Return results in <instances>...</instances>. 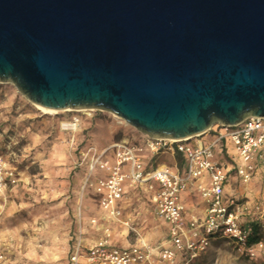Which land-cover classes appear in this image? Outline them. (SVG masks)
I'll list each match as a JSON object with an SVG mask.
<instances>
[{
    "label": "water",
    "instance_id": "1",
    "mask_svg": "<svg viewBox=\"0 0 264 264\" xmlns=\"http://www.w3.org/2000/svg\"><path fill=\"white\" fill-rule=\"evenodd\" d=\"M0 83L150 137L264 116V0H0Z\"/></svg>",
    "mask_w": 264,
    "mask_h": 264
},
{
    "label": "built area",
    "instance_id": "2",
    "mask_svg": "<svg viewBox=\"0 0 264 264\" xmlns=\"http://www.w3.org/2000/svg\"><path fill=\"white\" fill-rule=\"evenodd\" d=\"M78 124L79 119L74 118L64 123L63 129L72 131ZM134 130V135H124L110 145H87L78 151L75 166L85 171L84 189L93 191L103 218L92 219L98 234L89 247H84L81 237L75 240L71 264H80L81 259L86 264H193L219 239H228L240 254L250 258L264 253V213L258 220L262 235L250 243V229L241 220L242 205L224 196L232 174L249 183L257 167H264V116L233 126L216 124L185 138L150 137ZM160 154L169 156L170 163H154L153 157ZM17 177L18 173L7 170L0 155V190ZM184 192L203 202V215L185 205ZM130 197L148 200L167 223V236L158 244L146 241L131 216L125 215ZM115 224L126 227L136 242L115 243ZM179 253H183L180 263Z\"/></svg>",
    "mask_w": 264,
    "mask_h": 264
},
{
    "label": "rangeland",
    "instance_id": "3",
    "mask_svg": "<svg viewBox=\"0 0 264 264\" xmlns=\"http://www.w3.org/2000/svg\"><path fill=\"white\" fill-rule=\"evenodd\" d=\"M74 118L79 119L77 128L64 130L63 124ZM134 134L131 125L107 111L45 114L13 84L0 83V155L7 170L18 173L15 182L0 190V264H69L73 241L91 236L97 212L91 189H84L86 173L75 166L78 149L107 146ZM216 157L223 163L221 153ZM161 161L169 164V156L153 157L154 163ZM247 184L232 175L224 196L239 201ZM149 225L140 220L142 235L149 232ZM182 260L179 253L177 262ZM193 264H264V253L250 258L228 239H219Z\"/></svg>",
    "mask_w": 264,
    "mask_h": 264
},
{
    "label": "crops",
    "instance_id": "4",
    "mask_svg": "<svg viewBox=\"0 0 264 264\" xmlns=\"http://www.w3.org/2000/svg\"><path fill=\"white\" fill-rule=\"evenodd\" d=\"M230 150L231 152H234L232 148H230ZM90 192H92V202L95 205V196L92 190ZM241 196L242 198L238 202H240V204L242 205V222L247 223L250 221L259 220L264 213V167H257L252 180L245 187H243ZM182 200L190 209V211H193L198 215L204 214L205 207L203 205V202L198 197L189 195L188 193L184 192L182 194ZM129 201L130 200L128 199V204ZM131 204L132 206L128 205L125 207V215L131 216L132 220L135 221L139 231H144V229L139 228L140 220L145 219V222H151V225H149L148 228L149 232L146 235H142L146 241L151 244H158L160 241L166 238L168 229L167 223L158 217L152 203H150L148 200H146L145 202H139L135 198H132ZM134 205L137 206L136 209L132 211L131 208H133ZM85 214H87V212ZM94 217L103 218V214L100 211H97L94 213L93 218ZM90 227L92 232L91 236L84 237V239H82L84 247H89L95 241L98 234L97 231L93 228V225ZM112 239L115 243H118L120 245L133 244L137 240L134 234H129V231L126 227H122L117 224L113 225ZM74 245L75 240L73 241L72 248L69 251V258L72 254ZM69 264H71V262ZM80 264L86 263L83 259H81Z\"/></svg>",
    "mask_w": 264,
    "mask_h": 264
},
{
    "label": "trees",
    "instance_id": "5",
    "mask_svg": "<svg viewBox=\"0 0 264 264\" xmlns=\"http://www.w3.org/2000/svg\"><path fill=\"white\" fill-rule=\"evenodd\" d=\"M79 150L80 149H78V151ZM244 226L250 229V243L257 241L261 237L262 233H261V222L260 221L258 220L250 221V222L244 223Z\"/></svg>",
    "mask_w": 264,
    "mask_h": 264
},
{
    "label": "bare ground",
    "instance_id": "6",
    "mask_svg": "<svg viewBox=\"0 0 264 264\" xmlns=\"http://www.w3.org/2000/svg\"><path fill=\"white\" fill-rule=\"evenodd\" d=\"M33 106L35 108H37L38 110L42 111L43 113L45 114H57L59 112H66V111H82L84 109H71V108H68V109H64V110H56V109H52V108H48V107H43L41 105H38V104H33ZM60 157H63L62 155Z\"/></svg>",
    "mask_w": 264,
    "mask_h": 264
}]
</instances>
